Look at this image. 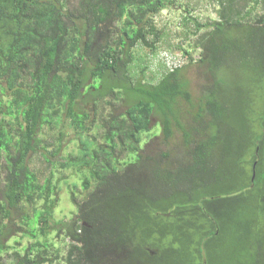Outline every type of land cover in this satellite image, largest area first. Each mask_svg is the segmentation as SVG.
Returning <instances> with one entry per match:
<instances>
[{
    "label": "trees",
    "instance_id": "obj_1",
    "mask_svg": "<svg viewBox=\"0 0 264 264\" xmlns=\"http://www.w3.org/2000/svg\"><path fill=\"white\" fill-rule=\"evenodd\" d=\"M217 1L212 25L189 13L182 19L184 26L196 23L194 35L209 29L195 46L201 51L195 97L186 77L194 61L182 46L187 65L168 68L156 83L130 74L135 49L154 54L163 41L154 18L179 0H0V264L59 258H51L47 240L59 188L53 175L41 180L36 154L76 171L85 191L81 200L74 185L75 217L58 230L70 242L64 264H192L189 251L199 264H217L201 243L208 251L209 241H222L226 221L212 205L233 199L243 201L233 223L237 237L220 254L225 264H264V115L247 128L250 96L241 117L246 135L239 136L234 105L222 101L221 87L232 57L255 70L254 81L264 77V44L257 46L264 0ZM257 96L264 112V90ZM104 102L108 115L100 111ZM157 119L161 135L151 134ZM63 123L78 142L66 157ZM45 130L59 131L55 142L41 137ZM225 155L234 160L231 174L222 166ZM231 177L236 186L224 188ZM20 233L33 240L22 251L8 244ZM12 250L5 262L2 254Z\"/></svg>",
    "mask_w": 264,
    "mask_h": 264
},
{
    "label": "rangeland",
    "instance_id": "obj_2",
    "mask_svg": "<svg viewBox=\"0 0 264 264\" xmlns=\"http://www.w3.org/2000/svg\"><path fill=\"white\" fill-rule=\"evenodd\" d=\"M252 5L253 3L251 4V6ZM263 9V6L260 5V7L257 9V12H259V14H263ZM218 11L219 4L217 0H179L176 6L162 11L154 18L156 27L164 33L163 41L159 44L158 51L153 54L147 49H144L140 46L137 47L134 51V58L136 59V61L134 63V66H132V68L130 69V74L134 75V77L136 76V78L143 79V82L146 84H154L166 73L168 68L170 69V67L187 65L189 59L183 52L186 49L191 53V57L194 61V65L189 69L186 77L190 81L193 95L197 97L199 95L201 86L199 81L200 77L196 73L195 67L197 61L199 60L201 51L195 46L198 39H200L201 36L207 33L209 29H203L201 32H199V34L194 35L196 30V23L194 21H191L188 25L184 26V22H182V19L184 17H188V15L190 14L195 19V21L202 24L203 26L207 24L212 25L213 22H217L219 20ZM263 44L264 39H259L257 42V46ZM179 46H182V49L184 50L180 51ZM253 53L254 57H256L257 53L255 52V50H253ZM235 60L236 57L230 58L229 68H226V70H224V72L222 73L224 76V83L221 87L223 92L225 93L222 96V101H227V105H230L231 107L232 105H234V117L235 122L237 123V125L235 126L237 130H240L238 124H240L242 127V131L238 130L236 131V134L240 132L239 136H241V134L246 135L244 122L241 117H243V119L245 118V113L243 111L245 109L244 105L248 102V98H250V96H253L254 99V102L252 103L253 107H251L254 113L250 119H246L248 121V123H246L247 128L250 129L251 126L254 127L255 124L251 125V123H256V118L259 117L260 114L264 115L263 108L259 104H257V95L264 90V77H262L261 80L254 81V78L256 76L255 70H252L251 72V70H248V66H245L243 63L237 62ZM234 63L237 67L233 65ZM143 68H146L144 76L141 75ZM241 68L245 70V75L243 74V70ZM90 82L92 83V81ZM121 90L122 89H119L118 91ZM119 96H121L124 100L127 98L124 90H122V93L119 94ZM106 101H109V99H107ZM100 105V111L103 112V115H108L110 109L108 108L107 104L104 102ZM87 106H89L90 108L88 109H91V112L94 113L93 110H95V106L92 103H89ZM125 108L126 107L121 103H115V109L117 111L123 112L125 111ZM154 121L155 122L153 123V126H156V128L151 134L155 132L158 135H161V127L160 125H158L159 121L158 119ZM67 127L68 124L64 123L60 126V130L65 136V139L63 140V147L60 153L62 157H66L69 153H76L78 147V142L74 136V133ZM53 132L54 134L48 132V130H45L44 134L41 137L47 139L46 142H55L54 137L59 133V131L54 130ZM96 132L97 131H94L92 135L96 134ZM224 157L228 163H224V165L222 166L231 174L235 167L234 160H231L228 155H225ZM33 160V167L38 169L41 180H45L46 178H49V176L51 177V175H53V181L56 185H58L59 188L58 204L55 209L54 217L52 219V227L49 229L47 240L48 243L52 245L50 251L51 258H54L55 255H58L59 257L58 260L53 264H64L69 250L70 242L66 239V236L64 234L59 236L58 230L62 229V231L65 232L66 226H69L71 219L75 217L77 210L72 202L71 192L72 190H76L74 187V185H76L78 187L76 190V194L77 196L81 197V200H83V194L85 193V191L82 186V180L80 175L76 171L61 170L59 167L55 168L53 166H50L43 160L40 154L33 155ZM220 169H222V167ZM220 184L221 181L219 182V185ZM235 186L236 179L231 177L230 181H228V183L224 185V188L232 189ZM242 202L243 201H235V199H233L231 200V203L216 201L214 205H212V207H214V209L217 211L214 212L215 215H221L220 218L226 221V223L223 225L226 228V232L224 233V237L222 235V241H209L208 244L210 248L208 251L205 249V245L207 244V242L204 241V243L201 244L203 245L204 254H207L208 252L214 257L216 255L215 258L217 259V264H225L224 258L220 254V250L223 247H227L229 249L230 242L228 240L230 239V237H237L235 230L236 228L233 227V223L236 222V219L238 217L237 214L239 209L237 207ZM159 217H162V215H159ZM12 222L14 223V221H11L10 223ZM65 224L66 226H64ZM11 227L14 229L15 224L11 225ZM9 239L10 241L8 244L15 247V250L18 251H22L26 246L33 242V240L24 233L16 235L13 234L12 238ZM45 241L46 240L42 239L41 243H45ZM163 243L164 245L168 246V239ZM178 247V244L174 245V248ZM14 251L12 250L5 255L2 254L5 262H11L13 260ZM180 252L184 253L182 251ZM188 254L191 256L189 260L193 258L192 264H199L201 259H199V262L198 259L196 260L195 252L189 251ZM168 256L170 257V255L166 254L164 257ZM176 256L179 255H174L175 258ZM232 259L233 257L229 256V259L226 260L231 262Z\"/></svg>",
    "mask_w": 264,
    "mask_h": 264
},
{
    "label": "clouds",
    "instance_id": "obj_3",
    "mask_svg": "<svg viewBox=\"0 0 264 264\" xmlns=\"http://www.w3.org/2000/svg\"><path fill=\"white\" fill-rule=\"evenodd\" d=\"M176 67H178V66H176Z\"/></svg>",
    "mask_w": 264,
    "mask_h": 264
}]
</instances>
